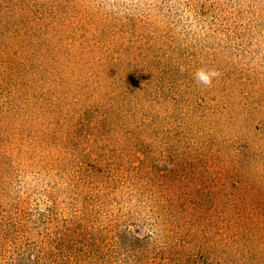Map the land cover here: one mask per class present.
<instances>
[{
	"label": "rangeland",
	"instance_id": "1",
	"mask_svg": "<svg viewBox=\"0 0 264 264\" xmlns=\"http://www.w3.org/2000/svg\"><path fill=\"white\" fill-rule=\"evenodd\" d=\"M213 1L179 3L164 22L76 1L57 7L54 25L0 33V146L20 156L18 172L113 163L89 133L142 131L143 118L165 139V181L117 185L137 206L131 222L153 234L137 249L144 264H264V0ZM201 68L217 71L211 86L197 83ZM107 91L131 103L97 131Z\"/></svg>",
	"mask_w": 264,
	"mask_h": 264
},
{
	"label": "trees",
	"instance_id": "2",
	"mask_svg": "<svg viewBox=\"0 0 264 264\" xmlns=\"http://www.w3.org/2000/svg\"><path fill=\"white\" fill-rule=\"evenodd\" d=\"M76 1L86 3L85 0H0V33H22V23L29 19L42 18V27L54 25L59 20L57 7ZM97 1L110 3V0ZM114 1L117 8L133 9L140 21L155 17L162 22L172 17L173 10L169 8L195 2ZM220 1L213 2L219 6ZM93 8L99 17V8ZM107 92L109 105L103 107L109 114L101 113L97 131L106 129L108 123L117 124L122 108L131 103L121 92ZM137 124L142 131L88 132L97 139L96 143L105 142L106 148L113 151L114 162L108 165L94 156L85 167H69V164L55 167L47 161L43 168L32 164L18 172L20 156L0 146V256L4 252L10 259L8 264H85L89 260L91 264H144V250L140 253L137 249L145 248L153 240V234L145 232L140 223L131 222L132 210L137 206L123 200L127 198V190L117 185L134 178L133 182L138 183L142 176L146 189L156 180L165 181L172 171L167 165L169 157L163 136L146 134L143 130L150 126L145 118ZM79 129L75 125L71 131L77 132L75 137H83L84 132H78ZM68 134L67 141H72ZM116 141L120 143L114 150ZM96 143L93 147L98 149ZM176 161L175 168L181 164ZM146 192L153 195L151 189ZM128 193L130 197H138L135 192ZM134 249L137 254H133Z\"/></svg>",
	"mask_w": 264,
	"mask_h": 264
},
{
	"label": "clouds",
	"instance_id": "3",
	"mask_svg": "<svg viewBox=\"0 0 264 264\" xmlns=\"http://www.w3.org/2000/svg\"><path fill=\"white\" fill-rule=\"evenodd\" d=\"M184 70L181 69V72ZM218 76V73L214 69L201 68L195 73V79L197 83L204 86H211L212 81L215 77Z\"/></svg>",
	"mask_w": 264,
	"mask_h": 264
}]
</instances>
